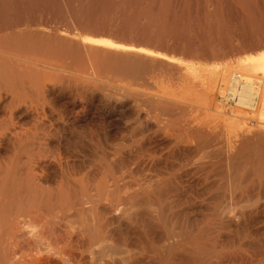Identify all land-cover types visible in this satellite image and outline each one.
Returning a JSON list of instances; mask_svg holds the SVG:
<instances>
[{
  "label": "rangeland",
  "instance_id": "rangeland-1",
  "mask_svg": "<svg viewBox=\"0 0 264 264\" xmlns=\"http://www.w3.org/2000/svg\"><path fill=\"white\" fill-rule=\"evenodd\" d=\"M47 26L224 63L264 44V0H94ZM64 51L39 95L0 99V163L64 196L15 203L0 218V257L30 255L46 224L78 236L82 264H264V133L254 121L231 135L233 106L215 114L173 67L68 41ZM108 86L125 87L117 104Z\"/></svg>",
  "mask_w": 264,
  "mask_h": 264
},
{
  "label": "bare ground",
  "instance_id": "bare-ground-1",
  "mask_svg": "<svg viewBox=\"0 0 264 264\" xmlns=\"http://www.w3.org/2000/svg\"><path fill=\"white\" fill-rule=\"evenodd\" d=\"M93 1L0 0V99L9 97L14 102L39 95V83L47 70L61 71L64 43L68 41L83 47H97L102 53L110 52L122 59H146L173 67L183 72L184 89L193 81L199 83L203 101L213 107L215 114L225 118L223 107L227 103L233 106L230 116L225 118L231 135L246 121H254L255 127L264 133V44L242 51L232 62L207 64L182 61L141 45L114 41L102 32L73 33L47 26L49 21L62 20L64 9L72 14L85 13ZM108 88L113 89L108 90L111 92H107V97L117 104L125 87ZM215 93L221 98L220 104L214 101ZM258 140L264 141L263 137ZM22 151L14 155L20 156ZM31 156L28 154L26 160ZM17 167L14 162L0 163V218L10 213L18 202L48 207L63 200L62 190L53 192L37 187L28 180L29 174L18 172ZM78 239L74 234L44 224L35 239L26 243L30 255L17 260L0 257V264H82Z\"/></svg>",
  "mask_w": 264,
  "mask_h": 264
}]
</instances>
